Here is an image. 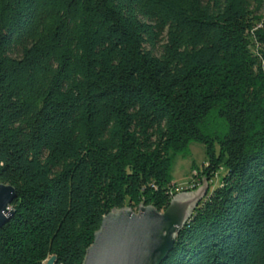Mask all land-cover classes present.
Wrapping results in <instances>:
<instances>
[{
  "label": "trees",
  "instance_id": "16d2710c",
  "mask_svg": "<svg viewBox=\"0 0 264 264\" xmlns=\"http://www.w3.org/2000/svg\"><path fill=\"white\" fill-rule=\"evenodd\" d=\"M193 141L223 173L160 264H264V0H0V264H82Z\"/></svg>",
  "mask_w": 264,
  "mask_h": 264
},
{
  "label": "water",
  "instance_id": "95a60500",
  "mask_svg": "<svg viewBox=\"0 0 264 264\" xmlns=\"http://www.w3.org/2000/svg\"><path fill=\"white\" fill-rule=\"evenodd\" d=\"M207 173L194 192L173 195L164 210L139 204L136 211L112 208L102 217L82 264H160L172 250L176 236L207 190ZM14 186L0 182V229L15 214ZM50 257L46 264H53Z\"/></svg>",
  "mask_w": 264,
  "mask_h": 264
},
{
  "label": "rangeland",
  "instance_id": "374dc122",
  "mask_svg": "<svg viewBox=\"0 0 264 264\" xmlns=\"http://www.w3.org/2000/svg\"><path fill=\"white\" fill-rule=\"evenodd\" d=\"M160 50L157 47L156 52ZM213 123H221L222 121L215 116L212 118ZM207 157L205 154L204 145L199 142H191L182 153H177L173 157L171 167V179L176 184V193L179 192H194L202 184V179L198 176V170L203 164H206ZM222 171H219V176L214 177L210 184L207 181V189L215 187L218 184L219 178L222 176ZM207 192V190H206ZM205 192V193H206ZM205 195V194H204Z\"/></svg>",
  "mask_w": 264,
  "mask_h": 264
}]
</instances>
